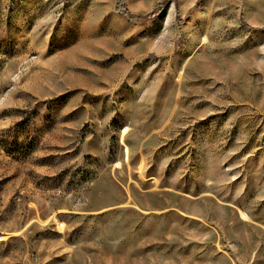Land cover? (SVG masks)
I'll return each mask as SVG.
<instances>
[{"label":"rangeland","instance_id":"1","mask_svg":"<svg viewBox=\"0 0 264 264\" xmlns=\"http://www.w3.org/2000/svg\"><path fill=\"white\" fill-rule=\"evenodd\" d=\"M118 1L0 0V264H264V0Z\"/></svg>","mask_w":264,"mask_h":264},{"label":"trees","instance_id":"2","mask_svg":"<svg viewBox=\"0 0 264 264\" xmlns=\"http://www.w3.org/2000/svg\"><path fill=\"white\" fill-rule=\"evenodd\" d=\"M167 3H168V1H165V0L158 3L153 8V10L147 14H134L128 9L127 5L125 4V2L123 0H119L118 6H117V11L121 16L126 17L129 20L135 19L138 22H144L146 20L154 18L160 11H162L165 8Z\"/></svg>","mask_w":264,"mask_h":264}]
</instances>
